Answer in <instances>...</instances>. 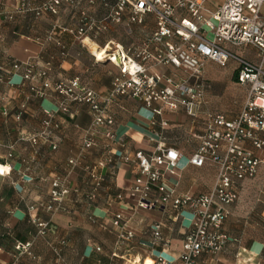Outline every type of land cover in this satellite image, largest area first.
<instances>
[{"label": "built area", "instance_id": "1", "mask_svg": "<svg viewBox=\"0 0 264 264\" xmlns=\"http://www.w3.org/2000/svg\"><path fill=\"white\" fill-rule=\"evenodd\" d=\"M106 14L101 19L80 10L77 24L63 30L81 44L85 40L96 46V51H105L104 59L117 67L111 90L107 97H101L82 85L79 79L53 80L50 77L51 64L35 70L29 62L4 60L0 63V82H6L19 89L29 88L30 93L44 98L54 93L57 99L55 110H45L39 128L21 137L30 144L37 155L43 146L57 150V135L65 130L64 122L57 114L70 115L78 105L87 107L90 123L82 131L80 153L68 160L69 171L76 168L86 173L85 190L72 187L68 175H56L44 179L48 188L46 198L27 207L31 223L37 228V236L46 238L54 234L49 221L38 216L39 210L55 215L68 213L72 196H79L89 208L96 201L104 183L103 176L95 172V165L83 163L84 153L99 149L104 165L111 168L115 157L131 165L134 173L130 192L135 210H160L165 220L183 223V215H190L188 228L182 232V248L176 258L169 260L156 256L152 264H204L206 259L220 253L234 241L222 227L230 215L229 207L240 197L244 181L257 177L264 167V0H222L215 7H209L210 0H100ZM94 5L95 0H88ZM79 6V0H16L15 13H31L36 19L45 15L58 17L64 6ZM109 25L123 26L125 33L134 41L123 48L107 39ZM56 26H59L58 23ZM100 39L107 40L102 46ZM61 56L67 49L57 43ZM250 48L254 58L245 56L243 49ZM241 51V52H238ZM208 61L225 66L229 61L236 64L237 83L247 88V97L237 116L227 119L222 114L205 111L208 84L204 69ZM164 66L168 74L150 73L151 67ZM178 71L187 73L186 77ZM5 74L11 77L4 80ZM19 80L13 82L12 76ZM30 83V84H28ZM27 97V101L30 99ZM117 97H126L139 102L145 109L146 118L152 126L166 123L156 122L165 109L183 111L193 120L204 115L205 131L197 137L199 144L186 163L196 168L204 166L215 169V178L210 190L191 194H178L176 185H168L165 171L178 168L182 158L180 152L167 147L161 141V131L148 136V141L156 143L152 152L134 150L125 153V145L114 131L116 119L110 111V104ZM26 101L16 115L19 120L26 110ZM250 145V148L247 147ZM117 146L118 149H114ZM14 146H9L7 158L12 157ZM26 163V161H25ZM0 172L9 175L10 168ZM26 176V175H25ZM24 178V174L22 176ZM179 177V176H178ZM32 181L31 178L26 182ZM122 195L116 196L121 200ZM35 212L32 216L31 213ZM88 221L100 230H107L105 221L98 220L92 213H86ZM114 242L112 257L118 258L120 251L131 249L136 227L131 216L115 210L108 214ZM165 222L160 221L150 227V242L155 247L167 249L169 237L162 232ZM68 241L58 238L48 241L47 246L58 261L62 260L63 249ZM32 243H17L15 249L27 252ZM93 250L101 252L96 246ZM134 261L127 260V262Z\"/></svg>", "mask_w": 264, "mask_h": 264}, {"label": "crops", "instance_id": "2", "mask_svg": "<svg viewBox=\"0 0 264 264\" xmlns=\"http://www.w3.org/2000/svg\"><path fill=\"white\" fill-rule=\"evenodd\" d=\"M39 1L35 0L36 3ZM221 1L210 0L209 7H215ZM15 5L16 0H0V63L4 60L29 62L35 65V70L50 63V77L53 80L77 78L82 85L101 97L108 96L112 78L118 73L117 67L107 61H94L96 46L88 40L81 44L63 30L77 24L80 10L88 11L91 16L101 19L106 10L100 0H95L94 5H89L88 0H79L78 7L64 6L58 17L45 15L39 19L29 12L15 13ZM57 23L59 26H56ZM106 38L123 48L134 41L125 33L123 26L114 25H109ZM106 41L100 39L98 43L102 46ZM57 43L65 46L66 56H61ZM241 51L248 58H254L249 56L254 53L252 49ZM226 65L227 75H223L218 73V64L211 61L206 63L204 78L209 87L202 112L222 114L227 119H232L244 105L247 88L237 83L236 64L229 61ZM149 70L150 73L159 74L170 72L164 66L151 67ZM177 73L182 77L187 76L184 71ZM10 77V74H5L4 80ZM12 80L17 82L18 75L12 76ZM29 95L31 97L27 101ZM57 99L54 93L39 98L30 93L28 87L19 89L0 82V163L10 168L9 175L0 176V264H31L28 262L30 257L36 260L35 264H128L127 260L135 257L150 258L152 261L156 256L169 260L176 258L182 248V232L189 226L190 215L184 214L181 224L165 220L160 210H135L130 199L134 180L131 165L119 157H115L113 168L104 165L99 149L84 153L82 158L84 164L95 165V172L104 178L96 201L87 208L82 198L73 195L72 200L76 202L70 203L68 213L50 215L39 210V218L50 222L54 234H48L46 238L36 235L37 228L29 219L27 207L46 198L48 185L44 179L68 175L72 187L86 189L85 171L80 168L69 171L67 167L68 160L78 157L82 131L90 123L85 105L73 107L70 115L57 114L58 119L65 124L64 132L56 137L57 150L52 151L43 146L34 155L30 144L21 140V137L39 128L44 118L43 111L56 109ZM25 101V113L17 120L16 115ZM109 109L115 116L114 131L123 141L125 153L134 150L152 152L156 143L149 142L147 137L161 131V142L182 155L178 168L173 173L165 171L168 185H176L178 194L190 192L195 195L210 190L215 169L209 166L196 168L186 163V159L199 144L197 137L205 131L203 114L193 120L181 110L172 112L165 109L161 117H156V122L161 120L166 123L161 129L159 124H150L145 109L136 100L117 97ZM9 146H14L11 158H7ZM247 147L250 148V145ZM114 149H118L117 146ZM29 178L32 181L26 182ZM118 194L122 195L121 200L116 199ZM115 210L131 216L137 229L131 249L120 251L118 258L111 256L114 251V236L111 224L107 221L108 214ZM229 211L230 215L222 229L234 241L214 257L206 259L204 264H264V167L260 168L255 179L242 183L240 197L229 207ZM87 212L98 220L105 221L108 229L100 230L93 226L87 219ZM31 215L34 216L35 212ZM160 221L165 222L162 232L170 240L167 249L155 247L150 242V227ZM58 238L68 241L61 261L56 259L47 246L48 241ZM27 242L32 243L27 252L15 249L17 243ZM96 246L101 248L100 253L93 250Z\"/></svg>", "mask_w": 264, "mask_h": 264}, {"label": "bare ground", "instance_id": "3", "mask_svg": "<svg viewBox=\"0 0 264 264\" xmlns=\"http://www.w3.org/2000/svg\"><path fill=\"white\" fill-rule=\"evenodd\" d=\"M95 52V55L98 57V60H102L104 59V55L106 53V50L105 51H94ZM7 168L3 167L0 165V172H4L6 171ZM152 260L150 258H145V259H140L139 257H135L134 258V261H130L128 264H152Z\"/></svg>", "mask_w": 264, "mask_h": 264}, {"label": "rangeland", "instance_id": "4", "mask_svg": "<svg viewBox=\"0 0 264 264\" xmlns=\"http://www.w3.org/2000/svg\"><path fill=\"white\" fill-rule=\"evenodd\" d=\"M251 58H253L254 57V53H252V54H250L249 55ZM219 66V69H218V73L219 74H223V75H227V70H228V65H226V66H224V67H222V66H220V65H218ZM93 231L94 232H96V233H98V231H96L95 229H93ZM36 235H37V232H36ZM31 248V247H30ZM29 263H36V260L35 259H33V258H29V261H28Z\"/></svg>", "mask_w": 264, "mask_h": 264}]
</instances>
